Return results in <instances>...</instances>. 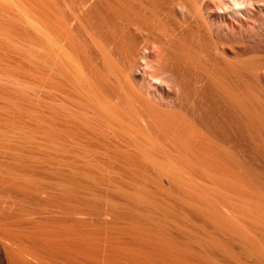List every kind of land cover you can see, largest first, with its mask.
<instances>
[{"label":"bare ground","instance_id":"1","mask_svg":"<svg viewBox=\"0 0 264 264\" xmlns=\"http://www.w3.org/2000/svg\"><path fill=\"white\" fill-rule=\"evenodd\" d=\"M202 5L0 0V264H264V53Z\"/></svg>","mask_w":264,"mask_h":264},{"label":"rangeland","instance_id":"2","mask_svg":"<svg viewBox=\"0 0 264 264\" xmlns=\"http://www.w3.org/2000/svg\"><path fill=\"white\" fill-rule=\"evenodd\" d=\"M199 1L201 5L203 4V11L207 14L214 33L224 43L241 39L248 43L250 51L264 53V0ZM235 3H238V6H235ZM150 52L151 50L145 51V57L140 60V66L135 68L139 82L149 90L151 96L163 103H177L176 81L166 65L152 61ZM182 99L191 105L184 94Z\"/></svg>","mask_w":264,"mask_h":264}]
</instances>
